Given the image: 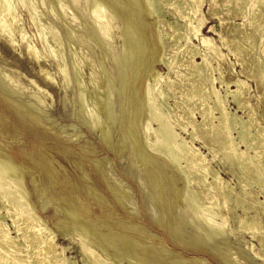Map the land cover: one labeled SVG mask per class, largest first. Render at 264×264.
<instances>
[{"label": "rangeland", "instance_id": "374dc122", "mask_svg": "<svg viewBox=\"0 0 264 264\" xmlns=\"http://www.w3.org/2000/svg\"><path fill=\"white\" fill-rule=\"evenodd\" d=\"M168 1L170 0H147L148 3L150 2L148 4L146 0H136V3H133V0H78V2H73V0H25V3L21 0H10V3L13 5H11V7H13L12 10L15 9L17 12L14 10V18L7 17V20H9L11 24L14 23V25L12 24V37L16 44L11 43L8 36L0 33V81H2V84H0V156L3 158L7 157L14 164L24 167H21V170L24 171L23 182L24 187L28 190L30 204L37 210L46 224L57 234L58 244L62 247L72 249L68 254L71 257L77 258V261L80 262L79 264H82V258L78 245H80V240L83 238V242L88 244L89 247L93 248L105 259L114 260L113 256L121 258L118 264H200L198 259H202L203 264H264V248L259 245L260 242L258 238H255L247 230H241L239 222H237L238 217L244 219L248 216L246 218L248 219L254 215L253 210H247V215L246 212L241 209V207L244 209L247 208L246 202L241 203V206L238 204V206L233 200L231 203L229 202V204H227L228 206L226 208L222 203V199L214 201V204L216 202V204L219 205L220 210L218 207L216 209H218L217 211L223 216L225 222H227L226 225L229 224L226 227L229 229L224 228L226 231H223V239L211 235L214 232L212 233L210 229L208 230V227L203 224L202 220L198 219L196 216H192L195 213L193 202L195 201L200 204L202 202L201 205L203 207L197 211L205 218L212 216V209L209 207H215L216 205H214L212 203L213 201L210 199L206 200L199 192L198 197L201 199V202L197 200L199 198L195 199L196 196L193 193L191 194L189 189H187L190 185L188 186L187 184V188H185L184 180L180 181L181 177L184 178L181 172L178 173L180 168L177 169L178 172L175 171L176 166L172 164V162L170 163L169 160L158 153H154L155 155L152 156L149 152L150 145L148 147V144H151L152 137L145 136V127L150 119V106L148 104V95L144 90H146L148 84L151 86L156 85L154 77L158 73L165 75V77L167 76L168 71L165 66L166 60H173L175 64L176 62L178 64L174 66L176 70L173 74L171 73L172 77L170 75L169 79L161 81L162 83L159 82V86L162 84L160 88L163 92L165 93L167 91V98L164 100L163 105L170 112L165 109L164 106H162L161 109L164 115H166L165 118L168 121L170 120L169 122L174 126L172 127L180 134V138H186L188 144L192 143L191 135H189L192 133V127L189 126L184 130V128L179 125L183 123V121L177 120L175 113H177L178 116L182 114L180 111L183 110L178 108L183 103L182 99L184 96L189 94L188 92H190L193 80L197 78L195 79V77H192V79L190 78L191 76L186 77L188 79L180 78V80L178 79L176 81V86L170 84V80L175 81L177 72H184L185 66L190 63L191 56L186 53L187 51L185 49L180 51V45L176 44L173 36L177 27L183 31L186 29L184 32L188 30V25L183 17H188V15L190 17L193 16V7L195 4H193L194 2L192 3V1L190 2V0H185L187 4L184 3V0H173L172 3L169 2L171 3L169 5L167 4ZM224 1L225 0H202V3H205L202 4L203 6L201 5L200 13H198V18L200 19L194 20L193 23L194 26L203 23L201 32L198 35L201 40L199 37H196L198 40L194 38L192 42L195 46L197 45L198 49L200 48L202 53L208 52L209 58L211 59V67H214V71H212L214 77L218 78L221 71V77L224 78V82L230 83L231 86L238 81V79L241 82L244 81V88L247 94L244 98L250 107H252L254 111L256 110L257 121L255 120L254 125L258 124L254 127L259 126L258 128H262L263 130L264 84L256 80L257 78H254V76H252L253 74L251 75L249 72L252 73L251 70L255 60H264V36L261 42H259L260 44H256L257 49H254L255 46L251 47L246 40L242 39V33L250 31V27L248 26L249 21H246L249 20L250 12L248 15L249 17L247 16L248 18L242 19V17L239 16L238 7L235 9L233 3L229 5L231 7H224ZM255 1L256 0L250 2V4H252L249 6V11L252 10V5ZM159 2L161 3L159 4ZM179 2L186 7L187 13L183 5L182 10H176L175 6L179 4ZM188 2L194 6L191 7L192 5L188 4ZM137 3L140 5L138 6ZM98 5H102L105 10L114 17L116 30L111 39L112 42L103 43L99 39V36H97V28L95 27V23H93L94 20L91 11L93 12ZM131 5H136L134 6L135 9ZM145 5H147L148 8L150 7V10ZM186 5H188V7ZM33 6L34 11L32 10ZM155 7L158 8V10ZM229 8L232 11L229 10ZM120 10L126 11L122 12ZM131 10H133L136 16L132 14ZM172 10H174L176 14ZM30 12L33 15V19L30 17ZM149 12H151V15ZM181 12H183V14ZM15 14L17 17H15ZM200 14L201 17L204 16L201 18L199 17ZM138 15L140 17L145 15V17L142 16L140 18ZM236 15L239 17H236ZM126 18L128 19L126 20ZM203 19H205V22H203ZM159 20L161 21L159 22ZM126 21H128L129 24ZM167 21L169 23H167ZM133 22H135L134 25L132 24ZM131 25L135 26L134 29H132L133 27H131ZM127 26L131 27L132 30ZM172 30H174V32ZM261 30L264 31V28ZM128 35L132 36L129 37ZM140 38L141 40H138ZM203 38L209 40L210 49L211 47L212 50L215 49L214 52L210 49V51L206 49L208 47L203 44ZM144 40L145 42H140ZM135 41L140 42L142 47H144V45L146 48L148 47L147 49L144 48L145 51L143 50V54H141L142 50L140 49L136 51L139 47V43ZM236 43L238 48L235 51L237 47V45H235ZM241 43L243 46L245 44L244 49ZM181 44L183 45L184 42L182 41ZM28 45L33 47L32 49L36 52L37 59L29 55L28 48L30 47H28ZM134 46H136V48ZM128 49L131 50V52ZM176 49L179 50L177 51ZM215 51L217 53H215ZM179 52L180 54L178 55ZM181 52H183V54H181ZM246 52H248L249 55ZM218 53L220 55L222 54L224 58ZM132 54L134 56H132ZM157 56L159 58H157ZM164 56H166L165 60L163 59ZM181 56L184 59H182ZM214 56L216 57L214 58ZM176 57L178 58L177 61ZM185 58H188V60ZM121 59H126L125 69H123V61ZM144 59L146 60V63L142 66V68H144L141 69V66H137L138 70L140 68L141 71L135 70V66L138 63H140L138 65H141L145 62L143 61ZM221 59L224 60L222 61ZM250 59L252 60L250 61ZM141 61L143 62L141 63ZM180 61L183 63H180ZM217 67L221 68L220 71L215 70L218 69ZM63 68L66 69V75L68 76H66V80L60 71V69L62 70ZM132 69L142 76L135 74ZM134 74L137 75L135 77H139L141 80L135 79ZM48 77L50 79H48ZM174 77L175 79H173ZM134 79L135 83L136 80L139 81L136 83V86L134 85ZM198 80L199 79H197L196 84L199 86L201 85L200 88L205 90L204 88H206V86L200 84L201 82ZM219 81L216 82V86L222 92L223 96H225V84H222L221 80ZM166 83L168 84V89L170 88L169 91L165 86L167 85ZM6 86H8V88ZM10 89L11 91L13 90V95ZM40 89L41 91H39ZM230 89L234 91L236 90V86ZM15 93L17 96L14 95ZM136 94L140 101L142 100L141 102L143 105L146 104L145 106L141 105V102L138 104L136 103V101L138 102L139 100ZM34 96H36V98ZM168 96H170V98ZM173 97H175L177 101H175ZM226 99L228 100L226 102L228 108L233 112H235V110L237 111V105L232 102L233 99L231 95H227ZM13 100H16L20 104L16 101L14 103ZM106 100L109 102L105 103L107 102ZM31 103L34 104V106H32ZM41 103H43L45 107ZM102 103H104V105H102L103 107L100 105ZM107 104H109L107 107L111 108L109 109L111 113H109L106 107ZM136 105L139 106L137 111L134 110L135 107L137 108ZM28 106L32 111L35 108V111L32 113V111L28 109ZM146 106L148 107L146 108ZM31 107L34 108L32 109ZM96 108H98V110H96ZM103 110H108V112ZM247 112L249 113L248 110L241 109L237 114L242 116L246 121L248 120ZM104 113L113 114V116L105 115ZM132 113L136 116H131L133 115ZM30 114L36 117V121L33 122L26 118V115ZM102 114L105 115L107 119L105 116H102ZM187 114L188 112L186 115ZM168 115L172 118L174 117V119L167 117ZM107 116L110 118L112 116V121L116 123H112ZM122 117H124V119H122ZM194 117L198 122L202 121L200 112L197 109L194 110ZM132 119H134V121H132ZM94 120H97V124L100 123L96 128L93 125ZM108 120L112 124L109 123ZM172 120L174 122H172ZM43 121L45 123H43ZM49 121L50 123L48 124ZM143 121L146 123H143ZM128 124H130L131 130L133 128L132 131L129 130L130 126ZM103 126H105V130H108V134L104 131ZM142 126H144V129L141 130ZM106 127H108V129ZM127 127H129V129H127ZM127 130L131 132L128 133ZM254 131L255 130H253V133H255ZM102 133L107 136L103 138ZM130 133H132V135ZM128 134L134 137L137 142L139 140V143H136V141L134 142V140L132 141V137H127ZM233 136H238L236 131L233 132ZM108 139H110V141ZM108 141L109 143L112 142L110 144H113V146L110 144L107 145ZM193 144L201 149V152L207 156V161L209 162L212 173H219L224 180L231 184L230 186L234 188L236 193H239L242 198H245L243 190L247 189L246 191L252 192L261 200H264V187H261L259 183L257 184L245 180L244 177H242L243 175L239 173L234 166H230L229 163L225 161L220 162L223 156L219 152L217 145L212 142L211 145L209 142L208 149L203 147L204 145L198 141H194ZM131 147H133V149ZM134 147L136 149H134ZM141 149L144 152H142ZM217 150L220 153L219 155ZM147 152L149 155H147ZM250 154L253 153L250 152ZM27 159L31 161L32 166ZM152 162L156 164L154 165ZM26 168L29 169V171ZM157 171L160 172V177H158V179H160L159 183H157L158 180H156ZM69 181H71V183ZM209 181H212V177ZM244 181L248 183H244ZM160 183L163 184L160 187L162 194L158 192L159 188H157L161 185ZM192 184L191 187L194 190H198L197 185L194 183L192 186ZM250 185H254V187ZM247 186L249 189L246 188ZM259 193L261 195H259ZM77 195L79 197L78 199ZM160 195L163 197L161 198ZM184 197L186 199H184ZM234 199H236V197H234ZM208 200L211 201L212 204ZM103 201L106 204H104ZM48 203L51 204V206ZM184 205L185 207L183 208ZM164 209L166 214L163 212ZM235 209L238 210L236 211ZM72 210L77 212L78 215H75ZM227 210H232V212L235 211L234 213H230L231 211ZM111 218L113 220H111ZM220 221L221 219L218 218L217 222L220 223ZM235 232L237 234H235ZM85 233L89 235L87 236ZM259 233L256 236L260 235ZM122 234L125 236L124 238L127 236V238L130 239L128 241L129 243L127 242L129 245H125L120 241V237L123 238ZM210 235L215 238H212Z\"/></svg>", "mask_w": 264, "mask_h": 264}, {"label": "bare ground", "instance_id": "6f19581e", "mask_svg": "<svg viewBox=\"0 0 264 264\" xmlns=\"http://www.w3.org/2000/svg\"><path fill=\"white\" fill-rule=\"evenodd\" d=\"M23 3H25V0H21ZM112 1V0H111ZM143 1V0H142ZM162 1V0H161ZM180 1V0H178ZM177 1V3H178ZM192 1L194 5L190 4L188 2V4L192 5L191 7L194 8L193 10V16L190 17L188 14V17H183L184 20H186V24L188 25V30L186 32H184L183 30L178 29L179 27L176 28L175 33H174V40L176 42V44L180 45V51H182L183 49H185L190 56V63L189 65L187 64V66H185V70L184 72H177V77L175 81L170 80V84H174V86H176L177 84L176 81L180 78L185 79L186 77H195V79H199L198 81H200L202 85H205L206 88H204L205 90L201 89V85L199 86L198 84H196V80H193V84L192 87L190 89V92H188L189 94H187L186 96H184L183 103L179 106L178 109L183 110L180 111L182 112V114H179V116L177 115V113H175V117L177 120L179 121H183V123L179 124L181 125L184 130H186L187 127H192V133L189 134L191 135V144L186 141V138L183 139L180 138V134H178L175 131V128H173L174 126L171 125L172 123H170L164 115V113L162 112V106H164V100H166L167 95L166 92L164 93L163 90L160 88L159 86V82L164 81L166 79H169L171 73L173 74V72L176 70L174 68V66L176 64H178L172 60H166L165 61V66L166 69L168 71L167 76L165 77V75L158 73L154 78L155 80V86H151L148 84L146 90V94L148 95V104L150 106L149 108V114H150V119L148 120V122H144L146 123V134L145 136L148 137H152L151 140V144H148V147L150 145V154L152 156H154L155 154H160L162 157H164L165 159L169 160L170 163L172 162V164H174L176 166V170L178 168H180V171L178 173H182L184 175V178L181 177V180H184L185 182V188H187V184L188 186L190 185L189 191L191 192V194L193 193L196 198L198 197V194H202L201 196L205 197L206 200L210 199L211 201H213L212 203L214 204V201H218L219 199H222V203L224 204V207L227 208V204H229V202L231 203V201H235L236 205L241 203L246 202L247 208L244 209L241 207V209H243L246 214L247 210H253L254 215L252 217H249L248 219H246L247 217H245L244 219L241 217H238V221L239 225H240V229L241 230H247L249 233H251V235H253L255 238H258L261 247L264 248V200H261L257 195H254L252 192H248L245 189L243 190L245 193V198H242L240 196V194L236 193L235 189L232 188L229 184V182H227L226 180H224L219 173H212V170L210 169L209 166V162L207 161V156H205L202 152L201 149L197 148L193 142L194 141H198L201 144H203V147L208 148L209 147V142L211 144L214 143L215 145H217V148H219V152L222 154V160L221 161H225L227 163H229L230 166H234L239 173H241L244 177L245 180L247 181H252L253 183H259L261 187H264V132L262 130V128H258V127H254V122L256 120V110L254 111L252 109V107H250V105L248 104V102L246 101V99L244 98L246 94V90H245V85H244V81L241 82L236 81L232 86L230 83L228 82H224V78H222V73L220 71V67H217L218 69H215L217 71H220V77L218 76V78L214 77V75L212 74V71H214V67L212 68V64H211V59L209 58L210 56L208 55V52H204L202 53L200 51V48L198 49L197 45L195 46L192 42V40L196 37H199V33L201 32V26L203 25V23H199L197 26H194V20H199L200 18H198V13H200V7L202 4V0H190V2ZM253 0H225L223 5L224 7H228L229 5H231V3H233L235 6L234 8L236 9V7H238V11H239V16L242 17V19L246 18L249 15L250 12V17L248 23V26L250 27V31L246 32L245 29L243 32L242 30V39L246 40L251 47L255 46L254 49H257L256 44L261 42L263 36H264V31L261 30L262 28H264V0H256L255 3L252 5V10L249 11V6L252 4H250V2ZM73 2H78V0ZM151 2V1H150ZM149 2V3H150ZM158 2V1H157ZM169 2H173V0L168 1L167 4H171ZM182 2V1H181ZM214 2V1H213ZM133 3H136V0H133ZM141 3V2H140ZM146 3L147 0H146ZM148 3V4H149ZM156 3V2H155ZM161 2H159L160 4ZM184 3L187 4L184 0ZM138 6L140 5L139 3H137ZM158 4V3H157ZM11 3L10 0H0V33L5 34L6 36H8L9 41L11 43H15L13 41V37H12V33H13V28H12V24L14 25V23L11 24V22L9 20H7V17H13V12H15L14 10H12L13 7H11ZM32 5V3H31ZM156 5V4H155ZM174 5V4H173ZM172 5V6H173ZM182 3L179 2V4H177L176 10L180 11L182 10ZM13 6V5H12ZM64 6V5H63ZM93 6V4H92ZM133 6V5H131ZM136 6V5H134ZM133 6V8L135 9V7ZM147 6V5H145ZM151 6V5H150ZM184 6V5H183ZM188 7V5H186ZM203 6V5H202ZM219 6V5H218ZM233 6V5H232ZM170 7V6H169ZM173 7V8H175ZM231 7V6H229ZM36 8V7H35ZM137 8V7H136ZM145 8V7H144ZM148 8V6H147ZM150 8V7H149ZM148 8V9H149ZM156 8V7H155ZM166 8V6H165ZM186 7L184 6V9ZM192 8V9H193ZM203 8V7H202ZM218 8V7H217ZM216 8V10H217ZM220 8V7H219ZM34 9V6L32 7V10ZM65 9V8H64ZM122 9V8H121ZM129 9V8H128ZM133 9V10H134ZM158 10V8H156ZM169 9V8H168ZM172 9V8H171ZM189 9V8H188ZM62 10V9H61ZM93 10V9H92ZM127 10V9H126ZM126 10H120L122 12H125ZM132 11V14L134 15ZM138 10V9H137ZM136 10V11H137ZM150 10V9H149ZM163 10V9H162ZM220 10V9H218ZM228 10V8H227ZM229 10H231L229 8ZM34 11V10H33ZM63 11V10H62ZM135 11V13H136ZM140 11V10H139ZM167 11V10H165ZM164 11V12H165ZM174 11V10H172ZM187 11V9H185V12ZM191 11V10H190ZM214 11V10H213ZM232 11V10H231ZM235 11V10H233ZM17 12V11H16ZM128 12V10H127ZM202 12V11H201ZM66 13V12H65ZM92 13V18L94 20L93 23H95V27L97 28L96 33L98 34L97 36H99V39L101 40V42L103 43H109L110 41L112 42V37L114 36V32L116 30V25L114 22V17L112 14H109L108 11L105 10V8L102 5H98ZM111 13V12H110ZM118 13V12H117ZM131 13V12H130ZM140 13V12H138ZM151 12H149L150 14ZM166 13V12H165ZM168 13V12H167ZM172 13V12H171ZM175 13V11H174ZM180 13V12H179ZM183 14V12H181ZM187 13V12H186ZM191 13V12H190ZM215 13V12H214ZM228 13V12H227ZM30 17L32 18V13L30 12ZM114 15H116L115 13H113ZM159 14V13H158ZM173 14V13H172ZM176 14V13H175ZM225 14V13H223ZM16 15V14H15ZM141 15V14H139ZM138 15V17H140ZM148 15V14H147ZM151 15V14H150ZM157 15V14H156ZM179 15V14H178ZM216 15V14H215ZM226 15V14H225ZM136 16V15H134ZM143 16V15H142ZM141 16V17H142ZM153 16V15H152ZM186 16V15H185ZM204 16V15H203ZM202 16V17H203ZM219 16V15H218ZM223 16V15H222ZM238 15H236L237 17ZM238 16V17H239ZM17 17V15L15 16ZM131 17V16H130ZM140 17V18H141ZM145 17V15L143 16ZM159 17V16H158ZM162 17V16H161ZM160 17V18H161ZM173 17V16H172ZM177 17V16H176ZM201 17V14L200 16ZM201 17V18H202ZM217 17V16H216ZM221 17V16H219ZM247 17V18H248ZM22 18V17H21ZM35 18V17H34ZM134 18V17H133ZM139 18V19H140ZM223 18V17H222ZM33 19V18H32ZM128 18H126L127 20ZM131 20H133L132 18H130ZM177 19V18H176ZM179 19V18H178ZM11 20V19H10ZM13 20V19H12ZM15 20V19H14ZM122 20V19H121ZM205 22V19H203ZM244 20V21H245ZM17 21V20H16ZM20 21V20H19ZM32 21V20H31ZM123 21V20H122ZM157 21V20H156ZM155 21V22H156ZM161 20H159L160 22ZM201 21V20H200ZM128 23V21H126ZM132 22V21H131ZM130 22V23H131ZM137 22V21H136ZM164 22V21H163ZM162 22V23H163ZM199 22V21H198ZM202 22V21H201ZM207 22V21H206ZM125 23V24H127ZM135 22H133L132 24L134 25ZM139 23V22H138ZM141 23V21H140ZM145 23V22H144ZM143 23V24H144ZM167 23H169L167 21ZM178 23V22H176ZM129 24V23H128ZM137 25V24H135ZM156 25V23H155ZM180 25V24H179ZM234 25V24H233ZM130 26V25H129ZM127 26L128 28H130V30L134 29L135 26L131 29V27ZM149 26V25H148ZM162 26V25H161ZM168 26V24H167ZM166 26V27H167ZM170 26V25H169ZM175 26V25H174ZM186 26V25H185ZM141 27V26H139ZM144 27V25H143ZM163 27V26H162ZM161 27V28H162ZM171 27V26H170ZM169 27V28H170ZM181 27V26H180ZM183 27V26H182ZM204 27V26H203ZM239 27V26H238ZM237 27V28H238ZM244 27V26H242ZM166 29V28H165ZM173 29V28H170ZM169 29V30H170ZM243 29V28H241ZM96 30V29H95ZM94 30V32H95ZM139 30V28H138ZM159 30H160V26H159ZM240 30V29H239ZM247 30V28H246ZM141 31V29H140ZM139 31V32H140ZM174 32V30H172ZM171 31V32H172ZM211 31V30H210ZM240 31V32H241ZM21 32V31H20ZM133 32V31H132ZM131 32V33H132ZM166 32V31H165ZM232 32V31H231ZM46 33V32H45ZM95 33V34H96ZM142 33V31H141ZM127 34V33H126ZM234 34V33H232ZM240 34V33H239ZM22 35V34H21ZM143 35H144V31H143ZM165 35V34H164ZM14 36V35H13ZM129 36V35H128ZM132 36V35H131ZM129 36V37H131ZM163 36V35H162ZM145 37V36H142ZM158 37V36H157ZM160 37V36H159ZM170 37V36H169ZM204 37V36H203ZM165 38V36H164ZM162 38V39H164ZM171 38V37H170ZM200 38V37H199ZM241 38V37H240ZM26 39V36H25ZM56 39V38H55ZM198 40V38H196ZM241 39V40H242ZM21 40V39H20ZM114 40V39H113ZM125 40V39H124ZM138 40H141L138 39ZM143 40V39H142ZM173 40V39H171ZM201 40V38H200ZM236 40V39H235ZM240 40V39H239ZM242 40V41H243ZM27 41V40H26ZM160 41V40H159ZM157 41V42H159ZM166 41V40H165ZM184 42V44L182 45L181 42ZM25 42V41H24ZM125 42V41H124ZM138 42V41H135ZM134 42V43H135ZM145 42L144 41H140ZM139 43V47L138 49H136V51H138L139 49L142 50L141 54H143V52L145 51L146 46L144 45V47H142L141 43ZM203 44L208 47L206 48L207 50L210 49V43L209 40L206 38L202 39ZM160 43V42H159ZM215 43V42H214ZM264 43V42H263ZM262 43V44H263ZM16 44V43H15ZM57 44V43H56ZM150 44V42H149ZM172 44V43H171ZM175 44V43H174ZM175 44V45H176ZM240 44V43H239ZM260 44V43H259ZM13 45V44H12ZM103 45V44H102ZM135 45V44H134ZM162 45V44H161ZM201 45V46H204ZM213 45V43H212ZM237 45V43L235 44ZM14 46V45H13ZM18 46V45H17ZM137 46V45H136ZM136 46H134L136 48ZM216 46V45H215ZM241 46L242 43H241ZM245 46V44H244ZM243 46V49H244ZM261 47H263L262 45H260ZM28 47H30L28 45ZM56 47V46H55ZM103 47V46H102ZM214 47V46H213ZM33 47L28 48V52L29 55L32 57L36 58V52L32 49ZM170 48V47H169ZM177 48V47H175ZM237 47L235 48V51ZM241 48V47H239ZM104 49V48H103ZM126 49V48H125ZM178 49V50H179ZM248 49V48H247ZM260 49V48H259ZM127 50V49H126ZM129 50V49H128ZM133 51H135L134 49H132ZM144 50V51H143ZM162 50V49H161ZM175 50V49H174ZM177 50V49H176ZM177 50V51H178ZM212 52H214V50H212V47L210 49ZM209 50V51H210ZM217 50V49H216ZM219 50V49H218ZM242 50V49H241ZM58 51V50H57ZM131 52V50H129ZM243 51V50H242ZM241 51V52H242ZM247 51V50H246ZM252 51V50H251ZM255 51V50H254ZM260 51V50H259ZM258 51V52H259ZM184 52V51H183ZM183 52H181V54H183ZM244 52V51H243ZM133 53V52H132ZM210 53V52H209ZM215 53H217L215 51ZM220 53V52H219ZM218 53V54H219ZM240 53V52H239ZM248 55L249 53L246 52ZM254 53V52H253ZM260 53V52H259ZM131 54V53H130ZM176 54V52H175ZM180 54V52L178 53V55ZM238 54V53H237ZM242 54V53H240ZM246 54V55H247ZM252 54V52H251ZM263 54V51H262ZM261 54V55H262ZM126 55V54H125ZM136 55V54H135ZM140 55V53H139ZM176 55V56H178ZM185 55V53H184ZM216 55V54H214ZM220 55V54H219ZM222 55V54H221ZM220 55V56H221ZM128 56V55H127ZM132 56H134L132 54ZM146 56V53H145ZM144 56V57H145ZM159 56V55H158ZM157 56V58H159ZM175 56V55H174ZM183 56V55H182ZM181 56V58H182ZM217 56V55H216ZM214 56V58L216 57ZM241 56V55H240ZM245 56V55H244ZM56 57V56H55ZM102 57V56H101ZM138 57V56H137ZM147 57V56H146ZM145 57V58H146ZM164 56V60H165ZM172 57V56H171ZM180 57V56H179ZM184 57V56H183ZM222 57L224 58V56L222 55ZM220 57V58H222ZM243 57V56H242ZM249 57V56H248ZM260 58H262L261 56H259ZM134 58V57H132ZM170 58V57H169ZM177 58V57H176ZM213 58V57H212ZM219 58V57H218ZM252 58V57H251ZM37 59V58H36ZM168 59V58H167ZM171 59V58H170ZM184 59V58H182ZM188 60V58H185ZM255 59V58H254ZM253 59V60H254ZM122 60V59H121ZM154 60V59H153ZM152 60V61H153ZM175 60V59H174ZM178 60V58L176 59V61ZM181 60V59H180ZM222 60V59H221ZM224 60V59H223ZM222 60V61H223ZM252 59H250L251 61ZM38 61V60H37ZM40 61V60H39ZM64 61V60H62ZM123 61V69H125L126 66V59L122 60ZM139 61V60H138ZM145 61V62H143ZM143 61H141V65H138L140 63H138L135 67V70L139 71L140 68H142V66H144V63H146V60L144 59ZM156 61V60H155ZM214 61V60H213ZM249 61V62H250ZM154 62V61H153ZM158 62V60H157ZM179 62V61H178ZM182 61H180L181 63ZM188 62V61H187ZM248 62V61H247ZM152 63V62H151ZM161 63V62H160ZM183 63V62H182ZM244 63V62H243ZM246 63V61H245ZM244 63V64H245ZM64 64V63H63ZM136 64V63H135ZM155 64V63H154ZM159 64V63H158ZM219 64V63H218ZM132 65V64H130ZM182 65V64H181ZM252 65V64H251ZM137 66H141L138 70ZM153 66V65H152ZM156 66V65H155ZM218 66V65H217ZM247 66V65H246ZM178 67V66H176ZM222 67V66H221ZM179 69V68H178ZM181 70V68H180ZM60 71L62 72L64 79L66 80V69L63 68L62 70L60 69ZM68 71V70H67ZM132 71L137 74L134 69H132ZM141 71V70H140ZM252 73L249 72L252 76H254V78H257L256 80H259L262 84H264V60H255V62L253 63L252 66ZM223 72V71H222ZM235 72V71H234ZM132 73V72H131ZM140 73V72H139ZM163 73V72H162ZM133 74V73H132ZM135 76H142V75H135ZM218 75V74H217ZM7 76V75H6ZM94 76V75H93ZM224 76V75H223ZM8 77V76H7ZM68 77V76H67ZM153 77V76H152ZM172 77V75H171ZM137 77H135L136 79ZM252 78V77H251ZM9 79V78H8ZM48 79H50L48 77ZM94 79V78H92ZM127 79V78H126ZM135 79H134V85L136 86V83L139 82L137 81L139 79V77L136 80L135 83ZM171 79V78H170ZM175 79V77L173 78ZM188 79V78H186ZM193 79V78H192ZM10 80V79H9ZM141 80V78L139 79ZM182 80V79H181ZM191 80V79H190ZM188 80V81H190ZM221 80L222 84H225V91H226V95L223 96L222 92L218 89V87L216 86V82ZM253 80V79H252ZM187 81V80H185ZM184 81V82H185ZM2 84V81H0ZM13 82V81H12ZM34 82V81H33ZM32 82V84L34 85V83ZM125 82V81H123ZM166 82V81H165ZM181 82V81H180ZM220 82V81H219ZM218 82V83H219ZM126 83V82H125ZM149 83V82H148ZM162 83V82H161ZM247 83V82H246ZM4 84V83H3ZM153 84V83H152ZM167 84V83H166ZM188 84V83H187ZM191 84V83H190ZM189 84V86H190ZM21 85V84H20ZM125 85V84H124ZM165 85V84H164ZM171 85V86H172ZM184 85V84H182ZM5 86V85H4ZM18 86V85H17ZM36 86V85H35ZM34 86V87H35ZM134 86V87H135ZM166 87L168 86L165 85ZM187 86V85H186ZM233 86H236V90L232 91L230 88H233ZM261 86V85H260ZM264 86V85H263ZM1 87V85H0ZM8 88V86H6ZM20 87V86H19ZM38 87V86H36ZM123 87V86H122ZM133 87V88H134ZM170 87V85H169ZM203 87V86H202ZM23 88V87H22ZM264 88V87H263ZM84 89V88H83ZM166 89V88H165ZM168 89V87H167ZM16 90V89H15ZM19 90V89H18ZM170 90V88L168 89V91ZM189 90V89H188ZM248 90V89H247ZM11 91V89H10ZM41 91V89L39 90ZM44 91V90H42ZM138 91V90H136ZM184 91V90H183ZM12 95H13V90L11 91ZM123 92V89H122ZM135 92V91H134ZM185 92V91H184ZM22 93V92H21ZM136 93V92H135ZM175 93V92H174ZM182 93V90H181ZM46 94V93H45ZM132 94V93H131ZM138 94V93H137ZM136 94L137 98L138 95ZM173 94V93H172ZM180 94V93H179ZM14 95L17 96V94L15 93ZM23 95V94H22ZM36 95V94H34ZM97 95V94H96ZM135 95V94H134ZM169 95V94H168ZM183 95V94H182ZM185 95V93H184ZM227 95H231L232 97V102L234 104L237 105V111L235 110V112L231 111L228 108L227 105ZM19 96V95H18ZM32 96V95H31ZM30 96V97H31ZM33 97V96H32ZM36 98V96H34ZM170 98V96H168ZM40 98V97H38ZM37 98V100H38ZM99 98V97H98ZM104 98V97H103ZM134 98V97H133ZM142 98V97H141ZM175 98V97H173ZM139 99V98H138ZM159 99V100H158ZM162 99V101H161ZM263 99V98H262ZM9 100V99H8ZM36 100V99H35ZM110 100V99H108ZM135 100V99H134ZM150 100V101H149ZM264 100V99H263ZM16 100H13V102L15 103ZM95 101V100H94ZM99 101V100H98ZM105 101V100H104ZM107 101V100H106ZM142 101V100H141ZM140 99L138 100V102L136 101V103L138 104L139 102H141ZM169 101V100H168ZM175 101L176 98H175ZM17 102V101H16ZM42 102V101H41ZM101 102V101H100ZM109 101L105 102L108 103ZM134 102V101H133ZM260 102V100H259ZM19 103V102H17ZM44 103V102H43ZM41 103V104H43ZM81 103V102H80ZM142 103V102H141ZM140 103V104H141ZM167 103V102H166ZM179 103V102H178ZM20 104V103H19ZM40 104V102H39ZM82 104V103H81ZM96 104V103H95ZM30 105V104H29ZM32 106H34V104L31 103ZM44 105V104H43ZM42 105V106H43ZM94 105V104H93ZM101 106L104 105V103L100 104ZM135 105V104H134ZM143 105V103L141 104ZM146 105V104H145ZM143 105V106H145ZM109 106V104L106 105V107ZM111 106V103H110ZM132 106V103H131ZM137 106V105H136ZM175 106V105H174ZM23 107V106H22ZM29 107V106H28ZM41 107V106H40ZM45 107V105H44ZM98 107V106H97ZM103 107V106H102ZM105 107V106H104ZM112 107V106H111ZM139 106H137V108L134 110L137 111ZM148 106H146L147 108ZM170 107V106H169ZM32 109L34 107H31ZM165 108V106H164ZM171 108V107H170ZM174 108V107H173ZM177 108V107H176ZM25 109V108H24ZM23 109V110H24ZM27 109V108H26ZM30 109V107L28 108ZM105 109V108H104ZM107 109H111L110 107H107ZM167 109V108H165ZM177 109V111H178ZM197 109L200 112V116L202 121L198 122L196 120V118L194 117V110ZM248 110L249 113L248 115V120H244L242 116H239L237 113L240 112V110ZM31 110V109H30ZM96 110H98V108H96ZM101 110V108H100ZM108 110H106L108 112ZM129 110V109H128ZM127 110V111H128ZM164 110V109H163ZM168 110V109H167ZM174 110V109H173ZM25 111V110H24ZM32 111V110H31ZM35 111V108L34 110ZM32 111V113H33ZM105 111V110H103ZM105 111V112H106ZM147 111V110H146ZM165 111V110H164ZM169 111V110H168ZM263 111V110H262ZM26 112V111H25ZM37 112V111H36ZM113 112V111H112ZM132 112V110H131ZM170 112V111H169ZM176 112V111H175ZM188 112V116L186 115V113ZM31 113V112H29ZM109 113L110 110H109ZM107 114V115H112L113 114ZM135 113V112H134ZM147 113V112H146ZM172 113V112H171ZM179 113V111H178ZM244 113V112H243ZM105 114V113H104ZM105 114V115H106ZM133 114V113H132ZM169 114V113H168ZM102 114V116H105ZM135 114L131 115L134 116ZM37 116V115H36ZM96 116V115H95ZM111 116V118H112ZM123 116V115H122ZM136 116V115H135ZM134 116V117H135ZM41 117V116H40ZM108 118H110L109 116H107ZM167 117H171V116H167ZM26 118L30 119V121H36V117L30 115H26ZM94 118V117H93ZM106 118V116H105ZM104 118V119H105ZM110 118L112 123H116L113 122L112 119ZM116 118V117H115ZM132 118V117H131ZM172 118V117H171ZM41 119V118H40ZM107 119V118H106ZM122 119H124V117H122ZM121 119V120H122ZM130 119V117H129ZM146 119V117H145ZM174 119V117L172 118ZM114 120V119H113ZM52 121V120H50ZM50 121L48 122V124L50 123ZM109 121V120H108ZM117 121V120H114ZM132 121H134V119H132ZM257 121V120H256ZM42 122V121H41ZM97 120L93 122L94 127H98L99 124L96 123ZM109 121V123H111ZM172 122H174L172 120ZM176 122V120H175ZM43 123H45L43 121ZM111 123V124H112ZM131 123V121H130ZM135 123V122H133ZM132 123V124H133ZM180 123V122H177ZM109 124V125H111ZM122 124V123H121ZM98 125V126H97ZM120 125V124H119ZM130 126V124H128ZM143 125V124H142ZM145 125V124H144ZM260 125V124H259ZM106 126V124H105ZM105 126L104 127V131L107 133L108 130H105ZM173 126V127H172ZM179 126V127H181ZM54 127V126H53ZM102 127V128H103ZM113 127V126H111ZM133 127V126H132ZM51 128V127H50ZM75 128V127H74ZM108 129V127H106ZM254 128V129H253ZM68 129V128H67ZM72 129V128H71ZM76 129V128H75ZM127 129H129V127H127ZM144 129V126H142L141 130ZM182 129V128H181ZM97 130V129H96ZM131 130V126L130 129ZM133 130V128H132ZM131 130V131H132ZM136 130V129H135ZM188 130V129H187ZM253 130H255L253 133ZM57 131V130H56ZM59 131V129H58ZM65 131V129H64ZM75 131V130H73ZM77 131V130H76ZM103 131V130H102ZM128 131L127 132H131ZM144 131V130H143ZM237 133V137L233 136V132ZM61 132V131H60ZM104 132V133H105ZM110 132V129H109ZM134 132V131H133ZM145 132V131H144ZM103 134V138L104 135ZM105 133V134H106ZM125 133V132H124ZM123 133V134H124ZM108 134V133H107ZM111 134V133H110ZM122 134V135H123ZM132 135V133H130ZM130 134H128L127 137H132L130 136ZM141 134V135H143ZM125 135V134H124ZM81 136V135H79ZM144 136V137H145ZM102 137V136H101ZM124 137V136H123ZM80 138V137H79ZM126 138V137H125ZM132 137V141L134 140V142L136 141L135 138ZM143 138V136H142ZM144 139V138H143ZM105 140V139H104ZM103 140V141H104ZM110 141V139H108ZM131 140V139H129ZM147 140V138H146ZM107 141V140H105ZM109 141L107 142L109 145ZM142 141V139H141ZM146 142V141H145ZM144 142V143H145ZM190 142V141H189ZM136 143H139L136 141ZM150 143V142H149ZM20 144V143H19ZM18 144V145H19ZM142 144V143H141ZM146 144V143H145ZM1 145V144H0ZM22 145V144H20ZM113 146V144H110ZM212 145V144H211ZM3 146V145H2ZM133 146V145H132ZM135 146V145H134ZM144 146V145H143ZM214 146V145H213ZM12 147V146H11ZM109 147V146H108ZM215 147V146H214ZM133 149V147H131ZM245 148V149H244ZM113 149V148H112ZM134 149H136L134 147ZM140 149V147H139ZM143 149V147H142ZM141 149V150H142ZM209 149V148H208ZM206 149V150H208ZM212 149V148H211ZM210 149V150H211ZM144 150V149H143ZM142 150V152H144ZM213 150V149H212ZM33 151V150H32ZM36 151V150H35ZM133 151V150H132ZM138 151V150H136ZM146 151V150H145ZM152 151V152H151ZM212 152V151H211ZM217 150L218 155L220 154ZM250 152H252L253 154H250ZM1 153V152H0ZM148 153V152H147ZM155 153V154H154ZM210 153V152H209ZM34 154V153H33ZM145 154V153H144ZM50 155V154H48ZM149 155V153L147 154ZM159 155V156H160ZM215 155V153H214ZM26 156V155H25ZM217 156V155H216ZM215 156V158H216ZM43 157V155H42ZM46 157V156H44ZM150 157V156H149ZM15 158V156H14ZM26 158V157H25ZM220 158V157H219ZM152 159V158H151ZM154 159V158H153ZM28 160V159H27ZM48 160V159H47ZM50 161V160H49ZM157 161V160H156ZM210 161V160H209ZM28 162L31 161L28 160ZM22 163V161H21ZM153 163V162H152ZM58 164V163H57ZM154 164V163H153ZM156 164V163H155ZM154 164V165H155ZM159 164V162H158ZM185 164V166H184ZM20 165V164H19ZM50 165V164H49ZM32 166V164H31ZM157 166V165H156ZM227 166V165H226ZM22 167V165H21ZM21 167L14 164L9 158L5 157L3 158L2 156H0V264H79L80 262L77 261V258L71 257L69 256V252L72 249H69L68 247H62L58 244V240H57V234L46 224L45 220L38 214L37 210L34 209V207L30 204V200H29V196H28V190L24 187V182H23V177H24V171L21 170ZM158 167V166H157ZM24 168V167H22ZM52 168V167H51ZM27 169V168H26ZM25 169V170H26ZM29 171V169H27ZM26 170V171H27ZM34 172V171H33ZM28 174V173H27ZM50 176V174H49ZM156 180H158L157 183H159L158 177H160V172L157 171L156 172ZM212 177V181L210 182V178ZM39 177V176H38ZM210 177V178H209ZM52 178V177H51ZM195 178V179H194ZM40 181V179H39ZM55 181V180H54ZM56 182V181H55ZM71 183V181H69ZM242 182V181H241ZM246 181H244L245 183ZM196 184L198 187V190H194L191 187V184ZM243 183V182H242ZM248 183V182H246ZM161 184V185H160ZM158 186L157 184V188H159L158 192L162 194L160 187L163 185L162 183H160ZM183 184V182H182ZM192 184V186H193ZM240 184V183H239ZM250 184V183H249ZM256 184V185H257ZM56 185V183H55ZM242 185V184H241ZM240 185V186H241ZM248 185V184H247ZM243 186V185H242ZM251 186V185H250ZM259 186V187H260ZM184 187V186H183ZM251 187H254L251 186ZM258 187V185H257ZM239 188V187H238ZM248 188V186L246 187ZM249 189V188H248ZM260 189V188H259ZM74 190V189H73ZM110 190V189H109ZM183 190V189H182ZM254 190V188H253ZM261 190V189H260ZM240 191V190H239ZM77 192V191H76ZM183 192V191H182ZM185 192V189H184ZM199 192V193H198ZM166 193V192H165ZM164 193V194H165ZM183 194V193H182ZM181 194V195H182ZM188 194V193H187ZM259 195H261L259 193ZM189 196V195H188ZM187 196V197H188ZM160 197L162 198L163 196L160 195ZM234 197H236V199H234ZM78 195H77V199H78ZM167 198V197H166ZM181 198V196H180ZM191 198V197H190ZM189 198V199H190ZM184 199H186L184 197ZM163 200V199H162ZM198 201L201 199H197ZM79 201V200H78ZM189 201V200H188ZM194 201V199H193ZM209 201V200H208ZM211 201H209L211 203ZM59 202V200H58ZM104 202V201H103ZM162 202V201H161ZM182 202V201H181ZM184 202V201H183ZM187 202V201H186ZM190 202V201H189ZM207 202V201H206ZM205 202V203H206ZM50 203V202H49ZM48 203V204H49ZM79 203V202H78ZM194 203V207H195V213L194 215H192L193 217L196 216L198 219L202 220L203 224L208 227V230L210 229L212 231L215 237L221 238L223 239V231L225 229H229L226 228L228 225H226L227 222H225V219L223 218V216L217 211L219 209V205H216L215 207H209L212 209L211 213L212 216L209 217H203V215L200 214V212H198L197 210L201 209V207H203L200 203L198 202H193ZM211 203V204H212ZM218 203V202H217ZM59 204V203H58ZM63 205H65L64 203H62ZM61 204V205H62ZM81 204V201H80ZM104 204H106L104 202ZM167 204V203H166ZM182 204V203H181ZM189 204V203H188ZM209 204V203H208ZM222 204V205H223ZM47 205V204H46ZM45 205V206H46ZM51 206V204H49ZM162 205V203H161ZM183 205V204H182ZM190 205V204H189ZM204 205V203H203ZM206 205V204H205ZM231 205V204H230ZM244 205V204H242ZM67 206V205H66ZM82 206V205H81ZM167 206V205H166ZM170 206V205H168ZM239 206V205H238ZM48 207V205H47ZM60 207V206H59ZM83 207V206H82ZM185 207V205L183 206V208ZM192 207V205H191ZM218 207V209H216ZM222 207V206H221ZM223 207V208H224ZM70 208V207H69ZM91 208V207H90ZM193 208V207H192ZM88 209V208H87ZM86 209V210H87ZM229 209V208H228ZM239 209V208H238ZM237 209V210H238ZM162 210V208H161ZM191 210V209H190ZM206 210V209H205ZM209 210V209H208ZM220 210V209H219ZM226 210V209H225ZM223 210V211H225ZM233 210V209H232ZM232 210H227V211H231L230 213H234V210L232 212ZM236 210V211H237ZM73 211V210H72ZM193 211V210H192ZM222 211V208H221ZM88 212V211H87ZM163 212L165 213V209L163 210ZM249 212V211H248ZM73 213L75 215H78L77 212L73 211ZM72 213V214H73ZM86 213V212H85ZM90 213V212H89ZM114 213V212H113ZM187 213V212H186ZM204 213V212H203ZM202 213V214H203ZM207 213V212H205ZM88 214V213H87ZM166 214V213H165ZM189 214V213H188ZM92 215V214H90ZM89 215V216H90ZM166 216V215H165ZM91 217V216H90ZM110 217V216H108ZM114 217V216H111ZM167 217V216H166ZM118 218V217H117ZM185 218V217H184ZM196 218V219H197ZM218 218L221 219L220 223L217 222ZM182 219V218H181ZM230 219V218H228ZM111 220H113L111 218ZM108 221V220H107ZM122 221V220H121ZM120 221V222H121ZM191 221V220H190ZM227 221V220H226ZM109 222V221H108ZM112 222V221H110ZM130 222V221H129ZM230 222V221H229ZM48 223V222H47ZM97 223V222H96ZM186 223V222H185ZM114 224V223H112ZM122 225V224H121ZM188 225V224H187ZM111 226V225H110ZM190 226V225H188ZM195 226V225H194ZM239 227V226H238ZM225 228V229H224ZM79 229V228H78ZM202 229V228H201ZM231 229V228H230ZM122 230V229H121ZM205 230V229H204ZM207 230V231H208ZM234 230V229H233ZM126 231V230H123ZM226 231V230H225ZM231 231V230H230ZM209 232V231H208ZM239 232V231H238ZM244 232V231H242ZM241 232V233H242ZM261 232V233H259ZM210 233V232H209ZM234 233V232H232ZM240 233V232H239ZM247 233V234H249ZM260 234L258 236H256L257 234ZM65 234V233H64ZM87 234V233H85ZM119 234V233H118ZM226 234V233H225ZM230 234V233H228ZM235 234H237L235 232ZM76 235V233H75ZM78 235V234H77ZM89 234H87L88 236ZM210 235V236H211ZM241 235V234H240ZM120 236V235H119ZM123 238L120 237V241L125 244V245H129L128 241L130 239L124 238L125 236L122 234ZM209 236V237H210ZM212 237V236H211ZM212 237V238H215ZM232 237V235H231ZM76 238V237H75ZM82 238V237H81ZM199 238V237H198ZM202 238V237H201ZM211 238V240H212ZM225 238V236H224ZM229 238V237H228ZM127 239V240H126ZM84 241V238L82 239ZM82 240H80L81 242L79 243L80 245H78L79 247V252L81 255V263L82 264H118L121 260V258L119 257H115L113 256L114 260H110V259H105L103 256H101L98 252H96L93 248L89 247L88 244H86L85 242H83ZM89 240V239H88ZM227 240V239H226ZM256 240V239H255ZM214 241V240H213ZM216 241V239H215ZM87 242V241H86ZM90 242V241H88ZM92 242V241H91ZM128 242V243H127ZM73 243V241H72ZM77 243V242H76ZM132 244V243H131ZM130 244V245H131ZM252 247V245H251ZM252 249V248H251ZM247 250V249H246ZM258 251V250H255ZM254 251V252H255ZM258 253V252H257ZM256 256V255H255ZM107 258V257H106ZM248 258V257H247ZM259 259V258H258ZM116 260V261H115ZM228 260V259H227ZM262 260V259H261ZM260 260V261H261ZM264 260V259H263ZM115 261V262H113ZM198 262L200 264H203L202 259H198ZM230 262V260H229ZM124 264V263H123ZM233 264V263H232ZM238 264V263H237Z\"/></svg>", "mask_w": 264, "mask_h": 264}]
</instances>
